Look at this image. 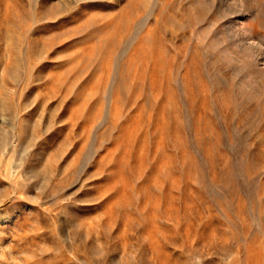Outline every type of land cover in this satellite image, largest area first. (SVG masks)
Wrapping results in <instances>:
<instances>
[{"label": "rangeland", "instance_id": "1", "mask_svg": "<svg viewBox=\"0 0 264 264\" xmlns=\"http://www.w3.org/2000/svg\"><path fill=\"white\" fill-rule=\"evenodd\" d=\"M221 1L0 0V264H264V6Z\"/></svg>", "mask_w": 264, "mask_h": 264}, {"label": "bare ground", "instance_id": "2", "mask_svg": "<svg viewBox=\"0 0 264 264\" xmlns=\"http://www.w3.org/2000/svg\"><path fill=\"white\" fill-rule=\"evenodd\" d=\"M223 1V0H222ZM221 1V2H222ZM225 1V0H224ZM223 1V2H224ZM240 1H242V0H240ZM249 1V3H248V5H247V7H246V9H255V8H257V7H263L264 6V1L263 0H248ZM220 2V1H219ZM242 3V2H241ZM244 4V3H243ZM247 4V3H246Z\"/></svg>", "mask_w": 264, "mask_h": 264}]
</instances>
